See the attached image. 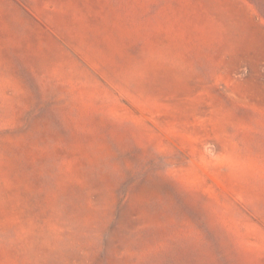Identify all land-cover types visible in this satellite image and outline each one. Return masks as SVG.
<instances>
[{
	"label": "rangeland",
	"instance_id": "obj_1",
	"mask_svg": "<svg viewBox=\"0 0 264 264\" xmlns=\"http://www.w3.org/2000/svg\"><path fill=\"white\" fill-rule=\"evenodd\" d=\"M0 264H264V0H0Z\"/></svg>",
	"mask_w": 264,
	"mask_h": 264
}]
</instances>
